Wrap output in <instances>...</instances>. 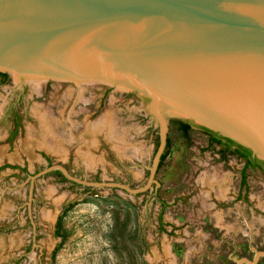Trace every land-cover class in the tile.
<instances>
[{
	"label": "rangeland",
	"instance_id": "obj_1",
	"mask_svg": "<svg viewBox=\"0 0 264 264\" xmlns=\"http://www.w3.org/2000/svg\"><path fill=\"white\" fill-rule=\"evenodd\" d=\"M135 92L100 83H0V264H264V173ZM192 124L184 137L180 122ZM15 134H14V133ZM59 172L60 174H58Z\"/></svg>",
	"mask_w": 264,
	"mask_h": 264
},
{
	"label": "water",
	"instance_id": "obj_2",
	"mask_svg": "<svg viewBox=\"0 0 264 264\" xmlns=\"http://www.w3.org/2000/svg\"><path fill=\"white\" fill-rule=\"evenodd\" d=\"M0 73L135 92L159 128L170 107L264 162V0H0ZM175 117V116H174Z\"/></svg>",
	"mask_w": 264,
	"mask_h": 264
},
{
	"label": "trees",
	"instance_id": "obj_3",
	"mask_svg": "<svg viewBox=\"0 0 264 264\" xmlns=\"http://www.w3.org/2000/svg\"><path fill=\"white\" fill-rule=\"evenodd\" d=\"M9 76L4 73H0V83L4 84L8 81ZM179 129L184 137H187L188 132L192 129V124L188 122H180L179 123ZM199 129L207 136L208 138V148H211L212 146H220V153L222 156H225L226 154H229L231 156H235L239 160L243 162V168H242V185H245L246 180V173L248 170H258L262 173H264V162L257 160L256 158L251 156L250 150L236 144L235 142L223 138L216 133L203 128L199 127ZM14 133V132H13ZM15 134V133H14ZM168 139V138H167ZM169 148V141L166 140V146L164 149L163 154L160 157V161L158 164V168L161 166V163L164 161L165 157L167 156V151ZM60 174L59 172H57Z\"/></svg>",
	"mask_w": 264,
	"mask_h": 264
},
{
	"label": "bare ground",
	"instance_id": "obj_4",
	"mask_svg": "<svg viewBox=\"0 0 264 264\" xmlns=\"http://www.w3.org/2000/svg\"><path fill=\"white\" fill-rule=\"evenodd\" d=\"M38 79L40 80V78H27V80H38ZM42 81H43V80H42ZM44 81H45V80H44ZM169 109H170V114H172V115H174V116L177 115V117H182V116L193 117L194 120L197 121V122H199V123L206 124V125H208V126H210V127H213V128H215V129H218V130H220V131H223V132L229 134L228 132L224 131L223 129L219 128L218 126H216V125L210 123L209 121L204 120V119H202V118H200V117H198V116H196V115H194V114H189V113H186V112H184V111H182V110H177V109L175 110V109L172 108V107H170ZM229 135H231V134H229Z\"/></svg>",
	"mask_w": 264,
	"mask_h": 264
},
{
	"label": "flooded vegetation",
	"instance_id": "obj_5",
	"mask_svg": "<svg viewBox=\"0 0 264 264\" xmlns=\"http://www.w3.org/2000/svg\"><path fill=\"white\" fill-rule=\"evenodd\" d=\"M252 156V155H251Z\"/></svg>",
	"mask_w": 264,
	"mask_h": 264
}]
</instances>
